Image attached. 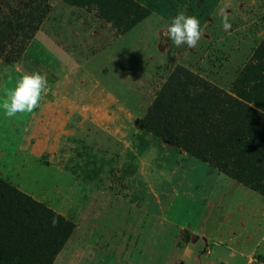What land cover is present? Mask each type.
Returning <instances> with one entry per match:
<instances>
[{"label": "rangeland", "instance_id": "1", "mask_svg": "<svg viewBox=\"0 0 264 264\" xmlns=\"http://www.w3.org/2000/svg\"><path fill=\"white\" fill-rule=\"evenodd\" d=\"M34 71L40 107L0 110V264H264V0H0V100Z\"/></svg>", "mask_w": 264, "mask_h": 264}, {"label": "clouds", "instance_id": "2", "mask_svg": "<svg viewBox=\"0 0 264 264\" xmlns=\"http://www.w3.org/2000/svg\"><path fill=\"white\" fill-rule=\"evenodd\" d=\"M222 26L224 30L231 27L227 16L223 17ZM163 34L166 40H171L177 47L187 45L188 48L197 47L202 36L197 17L183 12L172 18ZM47 87L46 75L39 71L23 73L15 87L8 92L6 99L0 100V110L8 118H15L17 114L32 113L40 107ZM57 223L53 218L52 225L56 226Z\"/></svg>", "mask_w": 264, "mask_h": 264}, {"label": "trees", "instance_id": "3", "mask_svg": "<svg viewBox=\"0 0 264 264\" xmlns=\"http://www.w3.org/2000/svg\"><path fill=\"white\" fill-rule=\"evenodd\" d=\"M136 7L135 4H132V3H129V8L131 10H134V8ZM147 16V12L142 10L141 13L139 14H136L134 15L131 19H129V23L128 22H125L124 24V30H126L127 28H129L130 26H133L135 25L137 22H139L140 20L144 19L145 17ZM194 80H196V78L192 77ZM199 83H201V81H199ZM203 85V84H202ZM213 90L215 92V101L219 104H223V105H226V106H230V107H233V108H240L241 110L245 108L244 106V101L245 99H247V96L243 95L242 98L240 100H237V99H234L232 98L231 96L227 95V94H224L222 91L220 90H217V88L213 87ZM247 101V100H246ZM250 110H248L247 108L245 110H242V113L243 115H248L249 116H253V113L250 112ZM187 118V117H186ZM186 118H184V120H187ZM162 137L166 140H169V141H172V136L169 134V133H164L162 135ZM1 194V193H0ZM2 194H4V196L6 198H9L10 200L13 199V200H21L20 196H18L13 190L11 189H8V190H5L4 192H2ZM1 194V195H2ZM0 195V196H1ZM3 196V195H2ZM28 200V199H27ZM60 220V218H58Z\"/></svg>", "mask_w": 264, "mask_h": 264}]
</instances>
